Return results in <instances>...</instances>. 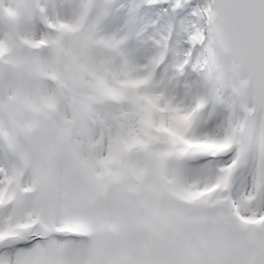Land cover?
Instances as JSON below:
<instances>
[{
	"label": "snow or ice",
	"instance_id": "6c2138e0",
	"mask_svg": "<svg viewBox=\"0 0 264 264\" xmlns=\"http://www.w3.org/2000/svg\"><path fill=\"white\" fill-rule=\"evenodd\" d=\"M0 264H264V0H0Z\"/></svg>",
	"mask_w": 264,
	"mask_h": 264
}]
</instances>
